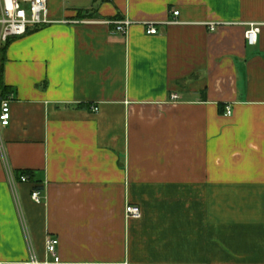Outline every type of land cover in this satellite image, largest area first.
Returning <instances> with one entry per match:
<instances>
[{"label":"crops","instance_id":"1","mask_svg":"<svg viewBox=\"0 0 264 264\" xmlns=\"http://www.w3.org/2000/svg\"><path fill=\"white\" fill-rule=\"evenodd\" d=\"M48 18L5 52L0 264L52 262L48 239L58 264H264V0H48Z\"/></svg>","mask_w":264,"mask_h":264},{"label":"built area","instance_id":"2","mask_svg":"<svg viewBox=\"0 0 264 264\" xmlns=\"http://www.w3.org/2000/svg\"><path fill=\"white\" fill-rule=\"evenodd\" d=\"M173 17L178 16V12L172 13ZM52 22L48 18V0H0V48L9 40L23 37L31 28H42ZM170 23H176L171 20ZM109 24V23H107ZM114 33L125 35L132 22L124 20L114 23ZM145 34L152 36L157 34V29L152 23H144ZM210 31L215 30V26H210ZM260 34L258 24H249L245 31V40L247 45L254 46ZM12 97L8 95L6 99L0 102V128H6L10 122V101ZM177 96H172L171 100H176ZM94 111H97L94 109ZM226 116H230V108L225 109ZM26 176H20V182L25 183ZM31 200L41 203L40 193L33 191ZM126 219H140L141 212L137 206L127 205L124 210ZM58 240L48 239L45 242V254L47 258H52V262L45 260L38 262L34 257L24 264H58L57 256Z\"/></svg>","mask_w":264,"mask_h":264},{"label":"trees","instance_id":"3","mask_svg":"<svg viewBox=\"0 0 264 264\" xmlns=\"http://www.w3.org/2000/svg\"><path fill=\"white\" fill-rule=\"evenodd\" d=\"M9 43H10V40L0 48V102L6 99V97L9 95V90L4 85V82H3V68H4V62H5V52H6V48ZM24 175L25 174H23V176Z\"/></svg>","mask_w":264,"mask_h":264}]
</instances>
